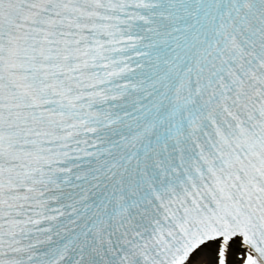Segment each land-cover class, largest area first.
I'll return each mask as SVG.
<instances>
[{"label":"snow or ice","instance_id":"1","mask_svg":"<svg viewBox=\"0 0 264 264\" xmlns=\"http://www.w3.org/2000/svg\"><path fill=\"white\" fill-rule=\"evenodd\" d=\"M0 264H264V0H0Z\"/></svg>","mask_w":264,"mask_h":264}]
</instances>
